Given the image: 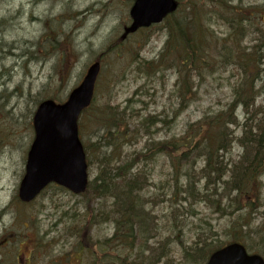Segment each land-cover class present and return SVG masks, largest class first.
I'll return each instance as SVG.
<instances>
[{"label": "rangeland", "instance_id": "1", "mask_svg": "<svg viewBox=\"0 0 264 264\" xmlns=\"http://www.w3.org/2000/svg\"><path fill=\"white\" fill-rule=\"evenodd\" d=\"M133 1L0 0V62L4 65L0 67V160L3 161L1 165L9 168L8 177H12L10 182L14 179V187L21 183L22 172H25L24 160L34 140L33 117L38 106L48 99L58 103L65 102L69 94L80 85L88 68L96 61L101 63V72L96 83L92 109L95 114L102 111L101 116H104L107 108H110V112L116 114L117 118L121 117L128 123L130 137L115 151L113 142L103 139L106 133L103 125H95L90 122L91 118L87 117L88 113L82 114L79 127L85 150L90 144L99 146L94 153L85 152L90 181H95L99 176L98 162L102 154L111 155L114 151V164L132 158L133 154L140 152L144 147L149 136L136 124L135 118L131 120V112L136 113L134 117L143 119L150 115H158L156 117L161 118L170 116L169 126L158 125L152 128L153 134L150 137L151 140H166L173 136L182 137L188 123L194 124L207 113L213 114L224 109L231 101V86L236 82L237 76L231 79L225 71L222 75L210 76L207 79L205 77L198 83L195 96L186 105V109L180 104L175 92L178 70L167 68L153 77L146 76L140 60L146 59L150 61L147 63L150 65L159 59L160 52L163 51L162 56L167 57L168 62L172 61L174 50L172 40L168 37V29L174 19L123 38L125 28L132 24L130 10ZM179 2L183 5L177 13V21L181 22L183 8L191 1ZM195 2L204 13L212 12V9L205 7L206 4L216 13L217 10L236 8L240 4L248 10L256 8L257 5H264V0ZM260 23L264 26V14ZM215 30L218 33L226 32L225 28ZM250 37L245 40V47L257 45L254 41L260 40V35L253 34ZM3 43L13 46L5 48ZM14 43H17L18 49H15ZM12 52H15L14 57L10 56ZM8 58L10 60H7ZM12 69L17 71L14 79L11 78ZM1 73L4 76H1ZM258 102H261V99H258ZM242 115L240 121L243 123ZM129 116L130 119L127 120ZM21 144L23 147H20ZM239 154L241 150L234 148L233 155L236 157ZM103 163L104 160L101 159V164ZM201 164L200 162L196 165V168L201 167ZM147 171L148 184L146 180H140L145 188L136 200L152 217L153 232L149 234L151 238L148 237L152 247L150 252H147L151 262L154 253L159 249L158 243L168 238L169 243H173L170 245L169 264H185L182 259L183 246H191L199 233L211 231L221 243L229 244L232 241L231 224L237 216L222 215L218 209L214 210L210 204L205 203L194 205V214H190L189 203L184 204L180 212L170 209L167 203L170 189L167 182L170 183L168 177L172 175L169 158L161 154L157 163L148 165ZM4 181H0L2 190L6 189ZM204 185L205 181H202L198 187L202 189ZM0 197L4 202L10 196L0 194ZM41 203L44 205L42 209ZM103 203L110 206L108 200L95 201L90 194L84 198L59 189L47 191L39 198L38 212L43 211L51 215L54 212L52 207L57 209L55 215L46 221L40 220L37 225L39 231H53L51 238H59L62 241L58 248L51 250L52 256L60 257L61 253H74L81 245L85 247L87 261L83 258V263L75 260L73 264H122L121 261L126 257L130 258L132 264L135 262L137 253H140V246L133 251L113 244L104 246V241L112 237L114 226L111 221H103L98 215ZM260 203L257 202L256 206L259 207ZM243 205L245 210L246 204ZM223 206L232 209L229 200L223 202ZM262 213H254L256 217L252 219L253 225L246 235L245 242L250 248V253H264V227L254 230L262 225ZM58 220L61 225L55 226L54 223ZM62 226H66L67 233L58 232L55 235ZM83 229L85 233H82ZM77 232L82 236V242L79 236L75 237ZM146 250L148 251V248L145 252ZM161 253L162 251H159L158 255ZM158 255L155 254V257ZM52 256L46 253L44 263ZM166 263L167 259L162 258L160 264Z\"/></svg>", "mask_w": 264, "mask_h": 264}, {"label": "trees", "instance_id": "2", "mask_svg": "<svg viewBox=\"0 0 264 264\" xmlns=\"http://www.w3.org/2000/svg\"><path fill=\"white\" fill-rule=\"evenodd\" d=\"M190 1L183 8L181 22L176 16L172 20L169 35L174 50L172 61L168 62L167 57L162 55L150 65L143 60L141 66L146 76L153 77L167 68L178 70L175 92L185 109L194 98L198 83L205 77L222 75L225 71L231 79H235V75L237 78L231 86L229 104L218 112L207 113L194 124L188 123L182 137L151 140L152 128L158 125L168 127L170 116L150 115L143 119L134 117L136 113L133 111L131 120L135 118L136 124L149 136L142 150L124 162L114 164V151L111 155L102 154L104 163L99 160V176L89 185L88 195L110 202V206L106 203L101 205L98 215L103 221H111L114 226L113 240L117 244L130 250L140 246L138 259L135 258L133 264H160L162 258L167 259L166 264H169L171 260L170 245L173 243H169V238L158 243L159 249L154 253L152 262L151 257L148 259L147 252L152 247L148 238L153 232L152 217L136 200L145 188L140 180H146L148 165L157 163L161 154L171 161L167 203L172 211L180 212L184 204L189 203L190 214H194L196 210H192L193 206L205 203L214 210L218 209L222 215L237 216L231 224L230 243L241 242L247 247L246 235L253 225L252 219L256 217L254 213L263 212L262 225L254 230L264 227V26L260 23L264 5L248 10L240 4L236 8L217 10L216 13L206 4L205 7L212 12L204 13L196 0ZM215 28H225L226 32L218 33ZM253 34L260 35V40L254 41L257 45L245 47V40ZM92 107L86 111L87 117L95 125H103L106 130L103 139H110L114 150L118 151L122 142L130 137L128 123L121 117L117 118L110 108L101 116L102 111L95 114ZM239 112L243 114V123ZM98 147L97 144H90L86 151L94 153ZM235 147L241 150L236 157L233 155ZM200 162L201 167L197 169ZM202 181L205 185L200 189L198 184ZM228 200L232 209L223 206V202ZM257 202H261L259 207ZM243 204H246L245 210ZM216 238L211 231L197 234L191 246H183L184 263L206 264L216 250L227 245ZM108 242L105 241L104 246ZM146 248L148 251L145 252ZM159 251L162 253L158 255ZM155 254L158 256L155 257ZM129 259L126 257L123 264H132Z\"/></svg>", "mask_w": 264, "mask_h": 264}, {"label": "water", "instance_id": "3", "mask_svg": "<svg viewBox=\"0 0 264 264\" xmlns=\"http://www.w3.org/2000/svg\"><path fill=\"white\" fill-rule=\"evenodd\" d=\"M176 9L174 0H138L131 11L134 19L131 31L161 23ZM100 70L99 62L93 64L65 104L48 100L39 106L34 117L36 137L21 188L24 201L34 199L51 182L76 194L86 191L88 165L79 139L78 121L93 100ZM207 264H264V258L248 254L240 243H232L213 253Z\"/></svg>", "mask_w": 264, "mask_h": 264}, {"label": "flooded vegetation", "instance_id": "4", "mask_svg": "<svg viewBox=\"0 0 264 264\" xmlns=\"http://www.w3.org/2000/svg\"><path fill=\"white\" fill-rule=\"evenodd\" d=\"M0 168H5V165H0ZM14 173V172H13ZM25 176V172H22V180ZM4 179L5 190L0 187V194L9 195L3 202L0 197V264H73L77 262L83 263L85 257V247L79 245L78 250L74 253L69 252L66 255L55 257L52 256L51 250L58 248L62 241L59 238L52 239L48 230L41 232L38 230L37 225L39 221H46L51 216L57 213L56 207H52L54 212L51 215H47L43 211H39L44 207L41 203V207H38V200L44 193L52 189H59L62 192L66 189L51 184L50 187L44 190L40 195H37L31 201H23L20 196L21 183L14 187V179L8 177L7 173H0V181ZM9 189V190H8ZM82 197L86 198L85 195ZM65 215V213L63 214ZM41 217V218H40ZM55 226L61 225L60 220L56 221ZM59 233L66 234V226H62L55 232V235ZM82 233H85L83 229ZM77 236L80 237V242L83 241L82 236L77 232ZM82 251V252H79ZM46 253H49L52 257H49L47 262L44 263L43 259L46 257ZM87 261V260H86Z\"/></svg>", "mask_w": 264, "mask_h": 264}, {"label": "bare ground", "instance_id": "5", "mask_svg": "<svg viewBox=\"0 0 264 264\" xmlns=\"http://www.w3.org/2000/svg\"><path fill=\"white\" fill-rule=\"evenodd\" d=\"M5 48H8V47H12L13 45L12 44H6V43H3ZM15 44V49H18L19 47L17 46V43H14ZM8 50V49H7ZM10 56H15V52H12ZM7 60H10L9 58ZM6 60V61H7ZM2 62H0V67H2ZM14 65V64H13ZM4 66V65H3ZM15 66V65H14ZM6 69H9L7 67H5ZM17 74V71H15V69H12V73H11V78H15V75ZM1 76H4L3 73H1ZM21 147H23V145L21 144L20 145ZM0 173H7V170L5 168H0ZM150 177L152 178V174L150 175ZM148 178L149 176H147L146 180L148 181ZM42 190H46V188L42 189ZM96 201V199H94ZM79 252H82V251H79ZM86 253V252H85ZM161 261V260H160Z\"/></svg>", "mask_w": 264, "mask_h": 264}]
</instances>
